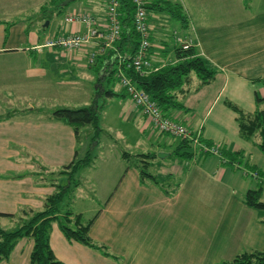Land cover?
Masks as SVG:
<instances>
[{
	"label": "crops",
	"instance_id": "0c3cea01",
	"mask_svg": "<svg viewBox=\"0 0 264 264\" xmlns=\"http://www.w3.org/2000/svg\"><path fill=\"white\" fill-rule=\"evenodd\" d=\"M47 1L0 0L1 213L42 210L45 199L63 186L62 176L57 182L51 175L62 173L77 152L81 158L80 142L71 125L52 118L53 97L82 79L94 83L106 71L105 66L96 71L97 61L88 64L87 50L67 54L43 47L55 34L85 31L84 25H63L62 19L53 27L56 17L46 27L44 17L32 19L31 10L42 12ZM157 1L150 0V6L157 7ZM169 1L182 6L187 22L182 25L168 13L150 9L155 66L174 58L172 33L178 31L193 38L199 55L217 72L203 85L192 73L179 94L185 108L168 117L215 147L240 153L243 163L230 164L220 153H198L191 159L177 156L170 138H179L160 133L120 85L121 99L127 101L117 113L136 127L140 148L148 151L115 155L119 174L115 186L83 190L87 168L98 161L102 167L111 165L103 155L96 161L93 156L75 174L79 184L64 201L63 211H73L84 223L94 218L90 236L101 248L68 239L55 221L51 246L66 264H223L243 252L264 251V211L245 201L249 190L264 191V178L246 166L264 172L261 136L243 137L239 124V112L253 114L259 107L257 96L264 98V0ZM81 8L92 9L104 24V0H80L64 15ZM85 98L92 105L97 94L87 91ZM159 152L168 155L160 157ZM142 169L151 176H143ZM5 222L18 221L0 217V223ZM33 248L34 240L23 237L0 264H31Z\"/></svg>",
	"mask_w": 264,
	"mask_h": 264
},
{
	"label": "trees",
	"instance_id": "16d2710c",
	"mask_svg": "<svg viewBox=\"0 0 264 264\" xmlns=\"http://www.w3.org/2000/svg\"><path fill=\"white\" fill-rule=\"evenodd\" d=\"M63 1L48 0L41 7L43 12L47 11V9L51 10V7H53L52 12L47 15L46 19L52 18L53 11L59 14L63 13ZM120 4L123 30L120 39L116 43L117 51L109 49L106 53L102 54L97 60L99 67L96 71L100 72L101 68L105 66L106 72L107 70L109 71V76L106 77L107 80L109 77L114 76L116 69L120 67L126 75L132 78L139 88L147 92L157 102L165 115L168 116L174 110L184 109L185 105L179 98V94L190 81L191 74L195 73L203 85L214 79L217 70L204 57L199 55L194 46L188 49L175 47L174 58L162 65L158 70L149 73L143 74L133 67H129L127 64H121L116 54L128 53L134 55L140 43V34L135 30L133 25L135 4L132 0H120ZM155 5L157 7L149 5V8L168 13L182 25L187 22L185 12L180 4L169 0H158ZM116 64L118 65L116 68H109V66ZM125 93L127 94L126 91ZM104 94L107 96L119 95L112 89H105ZM263 102L264 98L257 96L259 107L253 114L246 116L240 111L239 124L241 135L247 139L253 138L257 133L260 134L261 141L258 146L264 154V108H260ZM233 108L236 109L235 106ZM52 118L71 125L79 142L82 128L94 126L96 130H99L97 104L80 108H57L53 111ZM199 142L203 146L214 147L206 139L200 138ZM218 151L225 158V161L230 164L239 166V164L243 163L244 158L240 153L230 152L220 149V147H218ZM174 153L179 157L191 159L198 153L206 154L210 152L203 150L200 146H195L193 140L179 139ZM138 156L153 158L156 155L140 154ZM92 158L89 153L83 158H78V152L76 153L75 159L61 170L62 173L69 174L71 183L60 186L55 193L48 196L45 199V207L42 210L23 208L17 214L0 212V217H6L18 222L22 221L18 227L12 229H6L0 225V262L11 255L16 243L21 238L30 237L34 240V248L30 256L31 264H66L57 258L51 246V230L55 221H58L61 230L68 239L79 241L93 248H101L90 236V229L94 218L84 223L81 217L75 215L73 211L69 209L63 211L64 201L79 184L74 182L75 174L91 163ZM246 166L253 175L255 174L264 178L263 171H258L256 168L247 165V163ZM141 174L143 176L146 174L151 176L145 169L141 170ZM22 176V174L17 175V177ZM262 198V187L251 189L245 195L246 204L259 211H264V201ZM20 213L24 215L22 216ZM106 254L109 255L107 252ZM223 264H264V251L243 252L238 254L234 260L224 262Z\"/></svg>",
	"mask_w": 264,
	"mask_h": 264
},
{
	"label": "built area",
	"instance_id": "2783aa9c",
	"mask_svg": "<svg viewBox=\"0 0 264 264\" xmlns=\"http://www.w3.org/2000/svg\"><path fill=\"white\" fill-rule=\"evenodd\" d=\"M106 4L104 24L97 21L94 12L90 8H81L64 15L63 25L82 24L85 31L55 34L49 37L43 47L60 49L65 53H74L87 50L88 64L95 65L98 58L109 49L117 51L116 43L120 39L123 24L120 11V0H104ZM135 4L133 25L140 34V43L134 55L117 53L116 57L121 64H127L141 73H149L158 70L161 66H155V52L153 51L152 32L154 26L150 16V0H132ZM62 25V26H63ZM176 47L188 49L194 46L193 38L182 35L178 31L172 33ZM164 48V47H163ZM115 75L119 78L121 87L127 92L134 104L140 108L143 114L149 116L160 133L169 134L179 139L193 140L194 145L217 153L218 146L212 148L203 146L199 135H194L188 126L169 118L161 110L151 96L139 88L132 78L118 67Z\"/></svg>",
	"mask_w": 264,
	"mask_h": 264
},
{
	"label": "rangeland",
	"instance_id": "374dc122",
	"mask_svg": "<svg viewBox=\"0 0 264 264\" xmlns=\"http://www.w3.org/2000/svg\"><path fill=\"white\" fill-rule=\"evenodd\" d=\"M80 0H75L70 2L68 5L63 7V13L59 14L56 13V11H53V17H56L57 20L55 22H52V26L54 27L56 23H60L61 19L62 22L64 20V13L71 10L73 8L74 4L79 3ZM53 10V7H51V10L47 9L45 12H40L37 9H33L30 12V17L32 19H42L45 18V23L49 20L46 19L47 15L51 13ZM56 13V14H55ZM63 16V17H62ZM61 22V23H62ZM168 32L172 30V27L167 28ZM48 48V47H45ZM50 49V48H48ZM60 52V51H59ZM68 54V53H67ZM106 71H104V74H98L96 80H94V83L82 79L79 84L77 85H67L61 89V91L57 90V94L53 97L52 104L55 105V108H61V107H83L91 105V101L89 100L87 103H85L87 91L96 92L97 94V100L95 99L93 104L98 105V125L99 130H96L93 126H87L85 129L82 128L80 131V137L81 141L79 144V153L80 157H85L86 153H89L91 157L98 155L106 156V160L110 161L109 163L111 165H108L109 167H112V169H108L109 167H102L100 165V162H96L92 168H87V171L84 175L85 180L82 178L83 182V190L88 191V188H92L90 186H97L96 189L105 188V186H115L117 183H115L118 179V175L115 172V169L118 171V166L116 165L115 161V155L121 154L123 151L131 152H142V151H148L142 150L140 148V145L142 143L139 142V136L136 131V127L133 126L131 122L124 121L117 113L118 108H122L125 105L123 103H126V99H121L120 92V82L119 78L117 76L109 77V79L104 81L105 77H108ZM105 89H112L117 94L115 96H107L104 95ZM96 90V91H95ZM60 92V93H59ZM96 96V95H95ZM87 101V100H86ZM18 102V101H17ZM96 102V103H95ZM54 111V110H52ZM85 129V130H84ZM84 130V131H83ZM170 140L177 144L178 140L174 138H170ZM98 143V144H97ZM107 149V152H106ZM144 149V148H143ZM105 150V151H104ZM105 154V155H104ZM41 171H45V168L40 167ZM110 172H113L112 174H109ZM54 174V175H53ZM51 175L52 178L57 177V182L61 181L60 177L62 179L63 185L67 184V179L69 176L62 175L63 173H60L59 175H55L53 173ZM66 175H69L68 173H65ZM48 176L47 174H45ZM59 176V177H58ZM80 178V177H79ZM70 181V179L68 180ZM67 182V183H66ZM88 186V188L86 187ZM73 196V195H72ZM264 201V191H263V199ZM20 215H24L23 213H20ZM26 218V217H25ZM22 221L14 222V223H0L3 225L2 227L6 229H12L15 227H18ZM13 226H10V225Z\"/></svg>",
	"mask_w": 264,
	"mask_h": 264
},
{
	"label": "water",
	"instance_id": "95a60500",
	"mask_svg": "<svg viewBox=\"0 0 264 264\" xmlns=\"http://www.w3.org/2000/svg\"><path fill=\"white\" fill-rule=\"evenodd\" d=\"M72 1H75V0H64V1H63V5L65 6V5L69 4V3L72 2ZM48 25H49V20L45 23V27L48 26ZM158 155H159L160 157H166V156L168 155V153H165V152H159Z\"/></svg>",
	"mask_w": 264,
	"mask_h": 264
}]
</instances>
